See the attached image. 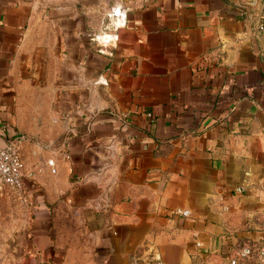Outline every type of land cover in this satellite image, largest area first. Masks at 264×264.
I'll return each instance as SVG.
<instances>
[{"label":"crops","instance_id":"1","mask_svg":"<svg viewBox=\"0 0 264 264\" xmlns=\"http://www.w3.org/2000/svg\"><path fill=\"white\" fill-rule=\"evenodd\" d=\"M264 0H0L14 264H217L264 248ZM257 250L255 259H261Z\"/></svg>","mask_w":264,"mask_h":264},{"label":"built area","instance_id":"2","mask_svg":"<svg viewBox=\"0 0 264 264\" xmlns=\"http://www.w3.org/2000/svg\"><path fill=\"white\" fill-rule=\"evenodd\" d=\"M258 18L256 28L264 31V10H261ZM24 169L25 162L18 139L12 138L6 145H0V189L5 186L11 188L21 200H25L28 190ZM233 247V251L227 254L225 264H264V248L259 249L255 243L239 241ZM258 249L261 259L254 257Z\"/></svg>","mask_w":264,"mask_h":264},{"label":"rangeland","instance_id":"3","mask_svg":"<svg viewBox=\"0 0 264 264\" xmlns=\"http://www.w3.org/2000/svg\"><path fill=\"white\" fill-rule=\"evenodd\" d=\"M0 200V264H14L17 259L16 238L21 230V221L26 218V205L15 197ZM217 264H225L220 261Z\"/></svg>","mask_w":264,"mask_h":264}]
</instances>
